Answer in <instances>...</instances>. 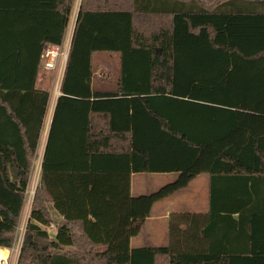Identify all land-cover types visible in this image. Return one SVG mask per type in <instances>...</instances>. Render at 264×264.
Here are the masks:
<instances>
[{"label":"trees","instance_id":"16d2710c","mask_svg":"<svg viewBox=\"0 0 264 264\" xmlns=\"http://www.w3.org/2000/svg\"><path fill=\"white\" fill-rule=\"evenodd\" d=\"M75 1L46 0V44L62 43ZM96 52L120 56L112 90L93 86ZM6 65L0 248L12 245L50 97L34 89L37 69ZM60 92L18 264H264V0H82ZM141 173L177 178L131 196ZM201 174L212 215L231 184L253 190L251 225L173 213L167 245L132 248L154 204Z\"/></svg>","mask_w":264,"mask_h":264},{"label":"crops","instance_id":"0c3cea01","mask_svg":"<svg viewBox=\"0 0 264 264\" xmlns=\"http://www.w3.org/2000/svg\"><path fill=\"white\" fill-rule=\"evenodd\" d=\"M81 1L82 0L75 1V8L73 7L70 22L63 39V41L69 44L70 47L77 23ZM101 1L106 2V0ZM5 7L6 8H4V10L3 7L0 8V68H2L3 63L6 61L7 65L5 67L13 69L16 72H33L37 69L36 78L34 79V89L37 91H47L50 95L44 119L40 127L36 153L28 178L27 189L33 191L36 190L35 188H37L40 183L43 161L52 131L56 106L58 99L61 96L60 88L65 68L62 71V76L57 85V91L53 93V78H51L49 88L47 89L46 80L48 72L44 71L42 68V52L44 45H46V32L51 25V19L48 21V7L46 0H13V2L10 3V6L6 4ZM119 61L120 56L115 52L94 53V88L100 87L101 89L107 90L115 88L117 79H119ZM49 73L51 76L56 74V72ZM27 81H29L28 78L18 82L21 85L27 83ZM21 174H23V172L19 173V175ZM144 175L145 174H133L131 176V196L136 197L151 193L154 190L149 187L150 185H152V187H160L163 183H170L169 181H174L177 178L176 174H151V177H149L150 179L143 180ZM199 178H202V181L196 186H192L193 182L200 180ZM118 182L121 184V179H118ZM219 182L220 180L217 181V186H219ZM211 183L212 178L209 175L201 174L193 179L185 188L192 189V191L188 193V196L177 200L176 197L173 198V196L177 193L176 192L175 194L155 203L150 216L145 220L140 233L131 238V247H159L167 245L169 218L173 213H183L191 216L197 215L203 218L210 215L209 225H215V228L218 230L221 228L219 225H251L249 224V220L253 218V214L256 210H258L256 207L257 197L253 190L239 189L236 182L231 184L232 189L229 191L228 198L219 202V205L215 208V213L212 215L210 202ZM249 185L251 186V184ZM224 192L225 191H220L217 195L220 196ZM259 196H261L262 203H264V193H260ZM223 207H227L229 212L225 211ZM263 207L264 206L262 205V209ZM27 210L28 208L24 204L19 224L25 223V220L28 222L31 209L29 210V214ZM52 212V216L57 222L64 219L54 209H52ZM149 225L153 226L151 233L148 228ZM183 225H190V223L187 224V222H184ZM201 225H207L204 219ZM259 225H264V222L260 221ZM148 232L151 237H147L146 240L140 241L137 244L135 243V239L139 238V235L142 233L148 234ZM152 237L160 238V242L152 243Z\"/></svg>","mask_w":264,"mask_h":264},{"label":"built area","instance_id":"2783aa9c","mask_svg":"<svg viewBox=\"0 0 264 264\" xmlns=\"http://www.w3.org/2000/svg\"><path fill=\"white\" fill-rule=\"evenodd\" d=\"M69 50L70 46L65 41H62L60 44L47 43L42 52L43 70L46 72L63 71L66 67ZM34 194V190L32 191L26 189L24 204L28 208V214L33 204ZM28 222L25 220V223L17 225L15 228L12 245L10 247L0 248V264H18L24 246ZM56 231V224H51L48 227V232L50 233L51 237H55Z\"/></svg>","mask_w":264,"mask_h":264},{"label":"rangeland","instance_id":"374dc122","mask_svg":"<svg viewBox=\"0 0 264 264\" xmlns=\"http://www.w3.org/2000/svg\"><path fill=\"white\" fill-rule=\"evenodd\" d=\"M78 1V0H77ZM211 2V1H210ZM206 6V5H205ZM75 8V7H74ZM115 72H118V71H115ZM53 76V77H52ZM51 76V74L48 72L47 73V80H46V88L48 89L49 88V83H50V81H51V78H53V81H54V86H53V93H55L56 91H57V85H58V83H59V81H60V78H61V76H62V71H57L56 72V74L55 75H52ZM141 174H145V173H141ZM151 174H145L144 175V178H143V180H147V179H150L149 177H151L150 176ZM200 180H196L195 182H193L192 183V186H196L199 182H201L202 181V178H199ZM173 181V180H172ZM172 181H169V182H172ZM144 184H145V181H144ZM165 184H167V182H165V183H163V185H161L160 187H158V186H155V187H152V185H150L149 187L150 188H152L154 191H156V190H158L159 188H161L162 186H164ZM36 190H37V188H35ZM36 190H34V193H36ZM152 191V190H151ZM154 191H152V192H154ZM192 191V189L191 188H187V189H183V190H181V191H178L176 194H175V196H173V198L174 197H176L177 198V200L178 199H183L185 196H188L189 194V192H191ZM34 197H35V194H34ZM172 198V199H173ZM183 204V203H182ZM31 209H32V207H31ZM181 210H183V209H181ZM19 223H20V220H19ZM18 223V224H19ZM149 231H150V233L152 232V229H153V226L152 225H149ZM155 228V227H154ZM150 233L148 232V234H141V235H139V238H136L135 239V243L137 244L138 242H140V241H144V240H146V238L148 237H151V235H150ZM146 235V236H145ZM152 243L153 242H156V243H158V242H160V238H156V237H152V241H151ZM136 247V246H135Z\"/></svg>","mask_w":264,"mask_h":264}]
</instances>
